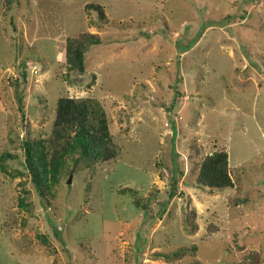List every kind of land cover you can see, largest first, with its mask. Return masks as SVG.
<instances>
[{"label": "rangeland", "instance_id": "obj_1", "mask_svg": "<svg viewBox=\"0 0 264 264\" xmlns=\"http://www.w3.org/2000/svg\"><path fill=\"white\" fill-rule=\"evenodd\" d=\"M83 32L102 42L69 74L67 39ZM60 96L99 100L120 156L91 169L71 158L48 204L25 141L49 137ZM222 149L235 186H198L202 158ZM248 254L264 264V0H0V264Z\"/></svg>", "mask_w": 264, "mask_h": 264}, {"label": "trees", "instance_id": "obj_2", "mask_svg": "<svg viewBox=\"0 0 264 264\" xmlns=\"http://www.w3.org/2000/svg\"><path fill=\"white\" fill-rule=\"evenodd\" d=\"M17 0H7L8 10ZM88 8L98 11L102 20H107L104 8L98 3L87 5ZM102 39L99 34L83 32L67 39L65 52L68 73L84 74L87 71L88 50L99 45ZM120 150L114 142L110 129V122L106 110L96 98H74L60 96L55 105V119L49 137L30 138L25 141V164L30 172L33 184L40 196L49 201V196L56 197V187L60 175L69 166V160L76 163L83 162L86 168H92L97 163H109L118 160ZM11 152L1 156V163L5 169L7 158H15ZM197 184L211 190H225L233 188L235 182L232 177L229 153L227 150H216L205 155L198 166ZM123 194L137 193L126 187L120 191ZM22 204L26 205L21 198ZM141 207L139 199L135 201ZM145 209L148 206L144 207ZM186 227L195 231L197 225L187 217ZM186 252L180 249L176 255ZM170 258V255L156 253V257ZM248 254L242 264L258 263ZM260 262V261H259ZM198 264V263H197Z\"/></svg>", "mask_w": 264, "mask_h": 264}, {"label": "water", "instance_id": "obj_3", "mask_svg": "<svg viewBox=\"0 0 264 264\" xmlns=\"http://www.w3.org/2000/svg\"><path fill=\"white\" fill-rule=\"evenodd\" d=\"M69 183L71 182V178L69 179V181H68Z\"/></svg>", "mask_w": 264, "mask_h": 264}]
</instances>
